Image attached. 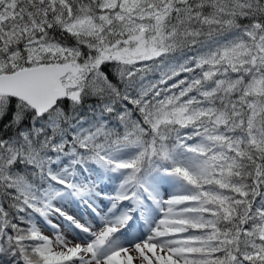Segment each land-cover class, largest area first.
<instances>
[{
  "label": "snow or ice",
  "instance_id": "snow-or-ice-1",
  "mask_svg": "<svg viewBox=\"0 0 264 264\" xmlns=\"http://www.w3.org/2000/svg\"><path fill=\"white\" fill-rule=\"evenodd\" d=\"M0 264H264V0H0Z\"/></svg>",
  "mask_w": 264,
  "mask_h": 264
}]
</instances>
